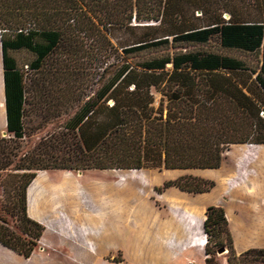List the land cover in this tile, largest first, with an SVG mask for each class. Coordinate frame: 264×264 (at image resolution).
<instances>
[{
    "label": "trees",
    "instance_id": "1",
    "mask_svg": "<svg viewBox=\"0 0 264 264\" xmlns=\"http://www.w3.org/2000/svg\"><path fill=\"white\" fill-rule=\"evenodd\" d=\"M182 1L0 0L6 129L11 136L0 138V187L9 202H0V212L12 216L20 230L11 229L0 214L2 247L24 259L38 247L45 228L28 215V189L38 172L163 168L174 176L172 170L219 169L233 145H264V0H216L210 7H200L202 17L194 21L170 10ZM98 5L105 9L101 16ZM165 25L196 28L144 38L125 51L169 44L170 37L172 42L206 43L217 36L223 48L260 53L259 70L205 52L125 65L101 81L92 98L68 113L60 132L41 138L32 150H22L27 90L12 53L33 54L29 68L38 71L73 28ZM153 88L165 91L166 110L163 101L157 109L151 106ZM69 98L68 103L81 101ZM172 187L197 195L213 190L215 182L182 177L164 183L162 190ZM203 228L207 235L212 231L225 235L219 246L228 248V264H264V249L235 251L223 207L207 208ZM205 254V264H216L210 241Z\"/></svg>",
    "mask_w": 264,
    "mask_h": 264
},
{
    "label": "rangeland",
    "instance_id": "2",
    "mask_svg": "<svg viewBox=\"0 0 264 264\" xmlns=\"http://www.w3.org/2000/svg\"><path fill=\"white\" fill-rule=\"evenodd\" d=\"M200 3H199V2ZM216 0L182 1L180 6L170 9L183 14L188 21L202 17L200 7H210ZM150 10V6H147ZM98 15L105 10L97 7ZM225 13L223 18L229 19ZM203 21H198L202 24ZM137 22H134V26ZM77 28V27H76ZM153 28H157L154 30ZM196 27H78L69 31L60 46L38 71L29 68L35 56L26 50L12 53L18 68L24 76L26 86L25 132L22 150H32L41 138L61 131L68 113L92 98L101 81L108 79L125 65H137L154 58L173 57L185 52L216 53L241 60L247 68L258 71L261 54L236 49H226L220 45L217 36L206 43L186 41L163 44L137 53H127L125 49L144 38L167 36L176 31ZM167 65L166 70H170ZM252 79L255 74L248 72ZM243 81H246L243 79ZM0 84H1V44H0ZM153 106L157 109L163 101L166 110L165 91L151 89ZM81 99L68 103L69 98ZM69 98V99H70ZM110 106L112 101L108 103ZM264 116V113H262ZM7 133L0 138H10ZM245 145H233L228 152L238 156L237 149ZM250 146V145H246ZM252 146V145H251ZM250 150V147H248ZM243 148L242 152H245ZM248 149L246 148V151ZM227 152V153H228ZM226 157L224 160L228 159ZM264 153V151H263ZM145 168L141 170L105 171H43L37 173L39 181L28 190L29 212L32 219H39L45 231L38 247L29 259L11 254L0 245V264H167L181 258L180 250L171 252L164 245L175 242L171 233L161 234L162 221L172 212L191 216L195 212L184 199L192 194L172 187L162 190L164 183L182 177H196L195 170H172ZM215 182L213 191H219V170L210 172ZM41 175V176H40ZM64 180L63 184L61 182ZM263 184V179L259 181ZM182 192L178 198L169 197V191ZM193 195L192 197H195ZM0 202L9 203L7 194L0 187ZM11 229L20 233L15 219L5 212ZM138 216L153 217V223H136ZM202 218L198 220L200 223ZM163 238H162V237ZM162 238V239H161ZM205 240L202 253L192 264H205V247L216 253V264H228L229 250L219 255L220 240L225 235L212 231L201 234ZM178 258V259H177ZM180 262V261H179ZM185 262V261H182ZM181 262V263H182ZM183 264V263H182Z\"/></svg>",
    "mask_w": 264,
    "mask_h": 264
},
{
    "label": "crops",
    "instance_id": "3",
    "mask_svg": "<svg viewBox=\"0 0 264 264\" xmlns=\"http://www.w3.org/2000/svg\"><path fill=\"white\" fill-rule=\"evenodd\" d=\"M6 128V100L1 57L0 136L7 134ZM248 147H250V150ZM243 148H245V152H242ZM263 151L264 145H245L237 149L238 156L228 152V159L224 160L221 167L217 169L220 175L218 192L211 190L208 193L197 194L195 197H192L194 194L191 197H189V194H184V196H188L184 199L192 211L195 212L194 215L185 216L184 218L176 212H172L165 221L161 217L158 218L163 224L161 234L166 231L175 238L174 243L171 242L166 245L162 243V248H166L171 252L180 250L181 255V258H177L178 261L172 260L167 264H192L194 259L202 253L205 244L204 239L200 237L203 233L205 212L210 206L223 207L229 223L234 248L238 254L249 249H264V182L263 184L259 182L261 178L264 181ZM195 171L197 172L196 178L212 180L210 172L214 170ZM39 179L40 177L37 178L36 176L30 187ZM63 182L64 180L61 184ZM181 193L171 190L168 194L171 198H178ZM200 218L202 220L198 223ZM153 219V217L138 216L136 223H143L141 226V229H143L144 224L155 222ZM34 220L40 221L37 218ZM3 249L14 254V252L4 247ZM159 264H162V260Z\"/></svg>",
    "mask_w": 264,
    "mask_h": 264
},
{
    "label": "water",
    "instance_id": "4",
    "mask_svg": "<svg viewBox=\"0 0 264 264\" xmlns=\"http://www.w3.org/2000/svg\"><path fill=\"white\" fill-rule=\"evenodd\" d=\"M226 17H228V15H226ZM4 135H6V133H5ZM225 252H226L225 248H221V249L218 251V254L221 255V254H223V253H225Z\"/></svg>",
    "mask_w": 264,
    "mask_h": 264
},
{
    "label": "bare ground",
    "instance_id": "5",
    "mask_svg": "<svg viewBox=\"0 0 264 264\" xmlns=\"http://www.w3.org/2000/svg\"><path fill=\"white\" fill-rule=\"evenodd\" d=\"M204 244H205V240H204Z\"/></svg>",
    "mask_w": 264,
    "mask_h": 264
},
{
    "label": "built area",
    "instance_id": "6",
    "mask_svg": "<svg viewBox=\"0 0 264 264\" xmlns=\"http://www.w3.org/2000/svg\"><path fill=\"white\" fill-rule=\"evenodd\" d=\"M206 240V239H205Z\"/></svg>",
    "mask_w": 264,
    "mask_h": 264
}]
</instances>
